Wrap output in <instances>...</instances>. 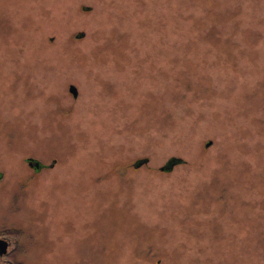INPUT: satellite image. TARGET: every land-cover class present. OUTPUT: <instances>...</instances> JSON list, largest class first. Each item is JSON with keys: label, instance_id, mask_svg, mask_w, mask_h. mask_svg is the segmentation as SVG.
<instances>
[{"label": "rangeland", "instance_id": "obj_1", "mask_svg": "<svg viewBox=\"0 0 264 264\" xmlns=\"http://www.w3.org/2000/svg\"><path fill=\"white\" fill-rule=\"evenodd\" d=\"M0 173L14 264H264V0H0Z\"/></svg>", "mask_w": 264, "mask_h": 264}, {"label": "flooded vegetation", "instance_id": "obj_2", "mask_svg": "<svg viewBox=\"0 0 264 264\" xmlns=\"http://www.w3.org/2000/svg\"><path fill=\"white\" fill-rule=\"evenodd\" d=\"M35 163V162H34ZM44 165L40 162V166L36 169H40L41 167H43ZM1 177V174H0ZM15 236L13 234L10 233V231H5L3 233H0V240H5L6 241V250L2 252H0V264H14V259L10 258V256H12V248L14 245V239Z\"/></svg>", "mask_w": 264, "mask_h": 264}, {"label": "water", "instance_id": "obj_3", "mask_svg": "<svg viewBox=\"0 0 264 264\" xmlns=\"http://www.w3.org/2000/svg\"><path fill=\"white\" fill-rule=\"evenodd\" d=\"M70 90H71V92H73V94L75 95V96H77L78 95V90H77V88L74 86V85H72L71 87H70ZM29 160V164L31 165V166H35L36 168H38L39 166H40V162L39 161H36L35 163H34V159L33 158H29L28 159ZM6 241L5 240H0V252H2L3 253V251H5L6 250Z\"/></svg>", "mask_w": 264, "mask_h": 264}]
</instances>
